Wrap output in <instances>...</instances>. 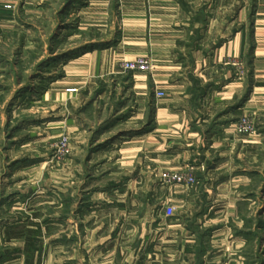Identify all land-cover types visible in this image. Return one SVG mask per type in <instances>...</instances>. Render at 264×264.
Wrapping results in <instances>:
<instances>
[{"label":"crops","instance_id":"crops-1","mask_svg":"<svg viewBox=\"0 0 264 264\" xmlns=\"http://www.w3.org/2000/svg\"><path fill=\"white\" fill-rule=\"evenodd\" d=\"M68 13L78 30L105 37L59 56L58 0H0V94L37 90L48 69L35 68L62 60L43 119L58 125L57 96L80 95L98 108L99 128L80 129L68 102L60 122L83 133L77 153L108 162L81 166L89 179L65 189L35 182L31 195L2 200L0 264H264V0H83ZM138 56L153 68L128 72L122 88L121 62ZM100 79L107 85L93 96ZM11 97L0 101L6 126L25 121L15 118L25 102ZM243 115L255 118L256 133L236 131ZM26 118L40 121L35 110ZM189 170L193 185L163 178Z\"/></svg>","mask_w":264,"mask_h":264},{"label":"rangeland","instance_id":"rangeland-1","mask_svg":"<svg viewBox=\"0 0 264 264\" xmlns=\"http://www.w3.org/2000/svg\"><path fill=\"white\" fill-rule=\"evenodd\" d=\"M82 1L83 0H58L59 22L57 32L55 35L53 34V37L57 39L56 42L53 43V51L57 52L59 56L69 48L76 47L80 43L103 39V37H105V34L98 29L85 31L77 29L79 18H77L76 13L71 15L68 11L70 10V7H77L82 4ZM46 33L49 35L50 30H46ZM78 49H75L73 53H78L80 50ZM67 55L64 54L63 57ZM30 63L31 61L28 62L27 65H30ZM45 66L48 71L43 70L45 69ZM63 66L64 63L62 60L51 62V64H49L48 61L43 62L41 63V66L35 68L36 70L41 68L45 72L40 75V80L36 83L39 84L35 87L37 90H31L23 94V92L20 91L19 93H16L18 91L17 89L14 93L10 92V89L14 88L11 86L9 87L8 92L6 91L2 95L0 94V101L2 99L5 101L8 95L14 97H11L14 101L19 99L22 103L25 102L24 106L26 107H24V111L21 113L17 110L15 115V118L17 119L24 118L25 121L22 123H18L17 121L10 126H6L2 124V120L0 119V202L8 198L26 197L31 195L34 191L31 188L35 182L47 181L57 184L59 188L65 189V183L68 181L73 180L76 183L78 181L82 182L89 179L87 174L90 169L86 168V171L88 172H85L81 166H96L101 163L103 164L104 160L106 163L108 162V155H106V157H96L89 160L88 156L90 151L84 149L77 153L79 145L83 144L82 140L84 135H81L83 133L81 132L79 135L76 133L72 136L71 131L66 130L64 124L60 122L63 121L64 117L66 118L69 116L66 109L67 106L64 103L68 102L69 111L75 118H77V123L79 124L80 129L85 126L88 127L89 125H94L97 129L99 128L98 108L95 107L94 109H89L88 106H84L80 95L75 94L73 96L74 99L71 100L65 99L61 94L57 96V102L59 103V106L62 104L61 107L63 108H59L58 110V114L60 113L58 125L48 124L43 119V117L45 118L46 115L51 113L50 108L56 104L55 99L50 97L48 91H51V87H53L51 84L55 78L60 79L65 75ZM122 70L124 72L123 74L118 75L117 81L121 84L122 88H125L130 84L129 82H131L130 78L132 74L128 72L132 71ZM96 83L93 91L95 89L97 90V86L104 87L107 85L102 79L98 80ZM109 83L113 84L112 81ZM29 87L30 86H26V89H29ZM30 88L33 89L32 84ZM71 89H74V92L71 93L77 91L75 88ZM95 91L92 92L91 95L96 96L97 91ZM34 110L36 111V115L40 117V121L35 123V127H32L30 126V123H28L26 117L29 116V114H33ZM4 130H6V132H4ZM67 138L68 141H65ZM72 139L74 143H76L74 149L72 147ZM84 142L87 143V141ZM99 147L100 143L97 141L94 142L92 149L96 151ZM23 166L25 169L19 171L20 168H24ZM77 167L80 169V172H77ZM14 202L17 201L12 200L11 204ZM10 208V212H8L10 214L9 216H11V218H17V206L11 205ZM257 225L258 222L256 220H247V227L250 230H252L254 226L257 227ZM261 225L262 229H264V223ZM58 228L59 230L64 229V227ZM45 239L48 240V238ZM0 240H3V237L0 236ZM249 249L253 251L254 247L251 246ZM262 255H264V248Z\"/></svg>","mask_w":264,"mask_h":264},{"label":"built area","instance_id":"built-area-1","mask_svg":"<svg viewBox=\"0 0 264 264\" xmlns=\"http://www.w3.org/2000/svg\"><path fill=\"white\" fill-rule=\"evenodd\" d=\"M121 67L127 71H149L153 68L151 61L147 57L138 56L134 59L123 60L121 62ZM69 92H74V89H68ZM157 96L162 97L165 96L163 91H159ZM236 131L242 135H250L257 132V124L254 117L250 115H243L236 124ZM68 141V138L65 140ZM67 144V143H65ZM163 178L167 182H176L182 183L186 185H193L197 182L196 176L193 174L192 170L182 171V172H174V173H165ZM176 208L174 206L166 207V215L172 216L175 214Z\"/></svg>","mask_w":264,"mask_h":264},{"label":"trees","instance_id":"trees-1","mask_svg":"<svg viewBox=\"0 0 264 264\" xmlns=\"http://www.w3.org/2000/svg\"><path fill=\"white\" fill-rule=\"evenodd\" d=\"M15 237H20L19 235L18 236H15ZM26 239H27V245H36L37 241L39 238L35 237V236H26Z\"/></svg>","mask_w":264,"mask_h":264}]
</instances>
